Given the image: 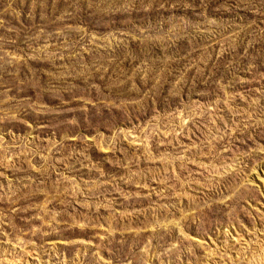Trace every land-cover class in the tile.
Masks as SVG:
<instances>
[{
    "label": "rangeland",
    "instance_id": "1",
    "mask_svg": "<svg viewBox=\"0 0 264 264\" xmlns=\"http://www.w3.org/2000/svg\"><path fill=\"white\" fill-rule=\"evenodd\" d=\"M0 264H264V0H0Z\"/></svg>",
    "mask_w": 264,
    "mask_h": 264
}]
</instances>
